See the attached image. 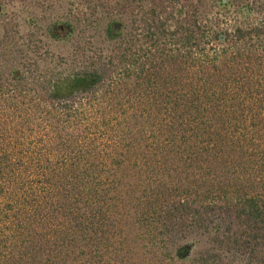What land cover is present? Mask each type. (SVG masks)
<instances>
[{
    "label": "trees",
    "instance_id": "trees-1",
    "mask_svg": "<svg viewBox=\"0 0 264 264\" xmlns=\"http://www.w3.org/2000/svg\"><path fill=\"white\" fill-rule=\"evenodd\" d=\"M22 1L0 0V264H264V15L66 0L107 40L67 67L9 35Z\"/></svg>",
    "mask_w": 264,
    "mask_h": 264
},
{
    "label": "rangeland",
    "instance_id": "rangeland-1",
    "mask_svg": "<svg viewBox=\"0 0 264 264\" xmlns=\"http://www.w3.org/2000/svg\"><path fill=\"white\" fill-rule=\"evenodd\" d=\"M32 1L34 0L14 2L5 8L3 18L11 24L17 22L19 25L18 34L10 30L9 35L19 36L24 44L33 43L31 47L39 49L38 53L42 57H46L51 62V65L59 61L60 63L66 62L63 65L68 67L71 55L75 52L73 45L79 39L88 41L92 48L94 46L102 47L107 42L101 23H87L86 17L88 15L85 14V11L88 10L81 9L78 12L81 22L72 30L64 24L65 19L72 17L66 0H44V2L39 0L41 2L40 5L36 4L31 7L29 4ZM263 3L264 0L257 1L255 8L250 10L244 7H237L231 2L220 5L217 0H209L207 6L209 5V14L213 15L220 26L232 29L236 25H246L259 20L264 15V11H261L262 13L258 11L262 9L260 5L264 6ZM52 22H54V25L52 26L53 33L51 34L47 28ZM45 47L47 48L46 50ZM23 51L27 52L29 49L23 45ZM193 239L195 242L190 248V255L208 245V240L203 234H196Z\"/></svg>",
    "mask_w": 264,
    "mask_h": 264
}]
</instances>
